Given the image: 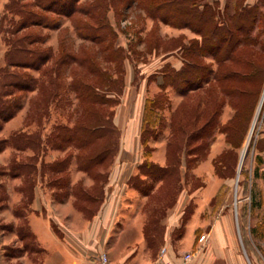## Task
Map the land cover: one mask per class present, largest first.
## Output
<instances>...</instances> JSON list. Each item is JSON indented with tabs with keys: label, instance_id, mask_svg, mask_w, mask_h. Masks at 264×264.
<instances>
[{
	"label": "rangeland",
	"instance_id": "374dc122",
	"mask_svg": "<svg viewBox=\"0 0 264 264\" xmlns=\"http://www.w3.org/2000/svg\"><path fill=\"white\" fill-rule=\"evenodd\" d=\"M113 1L99 0V2L94 1L98 3L92 4V0H78L76 4L85 8L95 5L96 11L102 17L99 22L106 23L104 31L114 47L120 46L124 49L128 47L125 52L127 57L123 59L122 96L118 104L109 103L107 108L114 109L115 123L118 121L121 129H124L123 132H126L125 134L122 132L121 135V130L117 128L116 136L112 134L110 138L112 141L115 140V143L118 141V147H125L127 150L119 153L118 160L122 165H115L112 172L106 170L108 165L94 166L91 174H96L94 175L96 182L88 189L87 197L81 183L72 185L71 193L76 196L73 204L90 216L100 208L105 196L106 200H109L113 195L112 208L124 211L141 208L145 214L153 216L148 217L152 232L162 236L164 227L168 226L172 229L173 238L181 234L191 218V213L197 210L200 213L202 228L205 229L219 207L226 206L235 212L242 205L251 188L254 165L260 160V156H263V152L259 153L264 148V136L261 139L264 126V9L260 10L255 6L252 9L255 18L250 34L257 37L256 43L241 47L243 50L241 54L233 56L232 61L224 62V65L229 66V70L232 71L229 76L228 74L225 76L229 80L223 81L224 89H219L211 79L212 75H201L203 87L208 86L205 83L207 77L213 84L214 98L211 94L209 100L207 95H202L199 90V92L190 91L186 97L181 96L171 84V80L160 73V70L167 71L171 67L181 66L179 54L171 49L175 46L174 42L163 43L164 52L158 55L144 51L140 37H144V32L151 22L149 16L138 6L141 0H120V3ZM204 1L196 0V3H204ZM45 2L46 0H0V68L5 66L9 71H21L29 78H38L39 82L47 81L50 75L51 77L55 75L54 66L62 53L72 51L82 60L86 55L89 58V53L96 55L100 66L106 67L113 76H116L114 64L105 63L100 54L96 53L97 46L92 41L79 36L76 31V21L84 20V16L79 13L68 16L57 11L44 10L42 7L45 6ZM225 2L230 4L226 12L232 11V4L245 3L244 0H225ZM15 5L18 10L14 8ZM218 5L222 7V4ZM22 6H25L24 12L21 10ZM177 28L174 30L162 25L161 39L168 40L169 36L178 34L180 35L176 38L179 37L184 42L192 38L200 39V36L188 27ZM255 28L258 29V33L255 32ZM20 37L27 38V43L24 45L26 48L39 52L41 56L50 55L49 60L42 65L36 61L31 65L25 64L30 65L26 67L6 65L4 54L10 47L9 41ZM220 54L222 55V52ZM203 62L209 63L213 69L216 67L211 55H206ZM167 64L172 66L166 67ZM38 65L40 69L34 68ZM252 67L262 71L261 74L244 76V73L253 70ZM234 71L239 72L237 76L233 75ZM147 74L151 75L150 80L153 81L145 85ZM64 77L67 82L72 77H80L85 81L92 78L91 74H87L85 69L77 64L67 67ZM67 82L60 96L54 99H51L52 85L50 87L49 84L44 85V83L40 90L36 87L32 91H22L16 87L10 88L6 95L7 99L18 104V108L6 122L0 121V125L3 124L0 128V228H7L12 232L11 236H14L16 233L14 227L17 225L20 229L17 230L19 235L22 233L26 235L23 243L28 248L31 247V239L25 229L26 220L20 218L16 222L14 218L16 215L23 216L31 209L35 185L39 179L37 163H41L40 180L43 184L51 179V183L56 186L64 185L66 182L64 178L67 176L62 172H48L44 160L55 158L52 162L60 163L67 157L69 158L66 160L69 163L67 167L70 166V169L66 168L64 172L69 175L71 181L79 177L78 179L85 184L90 183L89 176L78 172V166L75 167L80 161V154L85 152L84 149L79 153L76 144H66L53 138V132L57 131V127H72L75 118L81 113L82 104ZM133 86L137 89L134 90ZM225 91L230 95H226ZM197 93H200L203 102L200 108L204 109L209 100L208 107L214 113L213 125L209 128V138L201 144L200 139L193 135L188 141L185 140L187 135L207 119V115H204L198 122H193L191 117L189 123L184 126L185 136L178 138L182 147L178 146L179 143L175 138H172L168 147L171 131L175 130L170 126L174 110L182 101L181 104L185 109L193 107L195 103L193 96H197ZM137 94L140 98L144 96L152 98V124L148 126L144 136L147 140L144 148L147 157L143 155L144 149L140 138L136 135L127 136L128 130L133 129L137 113L140 112ZM235 106L239 108L238 122H242V116L244 117L246 113L249 117L243 134L234 131L236 124L226 126L228 122L235 123L237 120L234 118ZM255 117V125H253ZM88 118L95 119L91 116ZM232 127L233 130L228 131ZM250 130H252L251 134ZM202 135L206 137L207 133ZM247 141H249L247 153L242 165L239 166L240 153ZM100 143L95 141L93 145L91 144V150ZM145 159L161 167L167 165V168L161 175L136 174L128 179L131 169ZM114 160L115 158L112 159L113 162ZM15 169H17L16 173ZM109 174L111 181H114L113 184L108 180ZM55 178L57 180H53ZM143 194L147 197H143ZM108 203L105 205H109ZM190 227L191 225L187 228L185 236L192 234Z\"/></svg>",
	"mask_w": 264,
	"mask_h": 264
},
{
	"label": "trees",
	"instance_id": "16d2710c",
	"mask_svg": "<svg viewBox=\"0 0 264 264\" xmlns=\"http://www.w3.org/2000/svg\"><path fill=\"white\" fill-rule=\"evenodd\" d=\"M77 1L78 0H46L45 6H43L42 9L53 10L55 12L57 11L59 14H66L68 16H73L76 13L83 15L84 20L80 19L76 21V24L74 23L76 31L79 36L92 41L97 46L96 53L100 54L105 63L114 64L117 75L113 76L106 67L102 68L96 55L89 53L90 57L88 58V55H86L83 57L85 59L82 60L79 59L72 51L71 53L67 51L62 53L54 66L55 75L53 77L50 75L47 81L39 82L38 78H29L27 74L21 71H9L4 66L0 68V121L2 123L6 122L15 114L18 108V104L10 101V99H7L6 97L10 88L17 87L22 91H32L36 87L40 90L43 87V83L44 85L49 84L50 87L52 85L50 90L51 99H54L60 96L61 90L64 86H66L65 84L67 81L64 77L66 68L72 66L73 64L83 67L87 74H91L92 78L90 80L85 81L80 77H72V79L67 82L68 85L70 84L82 104L81 113L75 118L74 125L72 127H57V131L55 133L53 132V138H55V140L59 139L66 144H76L79 153L81 152L80 150L84 149L85 152L80 154V161L77 163V166L79 169L87 171L94 178V175L96 174H91V170L94 166L99 164H102L103 166L109 165L119 148L118 141L115 143V140L112 141L110 138L112 134L113 136L114 134L116 136L115 132L117 131V127L113 121L114 109L107 108H109L108 105H116L120 101L124 88V76L122 75L124 74L123 59L127 57L125 52H127L128 47L124 49L117 46L115 48L105 34L104 30L107 26L106 23L99 22L102 17L96 11L95 5L85 8L84 6L77 5ZM92 1V4L99 2V0ZM119 1L120 0H114L113 3H117ZM234 5L235 6L232 11L226 12V8L221 9L216 3L211 4L207 1H204V3H196V0L139 1L138 6L144 10L147 16L151 17L155 21L151 30L148 31L144 37H140L144 42V51L149 53L153 51L155 53L164 52L163 43L174 42L175 46L171 49H174L179 54L182 62L181 66L171 67V69L167 71L160 70V73H163L165 78H169L171 80V84H173L181 96L186 97L190 91H200L202 95L206 94L209 100L211 94L212 98H214L212 82L207 77V79H205V83H207L208 86L203 87V78L201 75H212L211 79L219 87V89L223 90V81L229 80V78L225 76H227V74L229 76V74L232 73V71L228 68L229 66L227 67V65H224V62L232 61V59L234 60L233 56L241 54V51H243L241 47H248V45L256 43L257 37L250 34L255 18V14L252 11L253 6L238 5L237 3ZM22 7L23 8H21V10L24 12L25 6ZM14 8L18 10L16 5ZM88 19L90 22H88ZM158 20L174 27H188L197 33L200 36V39L192 38L187 42L182 41L179 37H171L168 38V40L161 39L157 30ZM25 43H27L26 37L11 39L9 41L10 47L4 54L6 65L11 64L26 67L35 63V61L36 63L38 62L42 65L49 60L50 55L44 54L41 56L39 52L26 48L24 46ZM220 52H222V55ZM206 55H211L216 63V67L214 69L211 68L209 63L203 62ZM40 65L34 68L40 69ZM165 66L168 67L172 65L167 64ZM251 69L253 70L248 73H244L243 75H259L262 72L255 67H252ZM237 72L238 71H234L233 75L237 76ZM155 77L156 76H154V78ZM199 94L200 93H197V96H193L195 100L193 107H187L185 109V107L181 104L183 102L182 101L174 110L170 119V126H173L175 130L171 131L168 147L172 142V138H175V140L178 141L179 137L183 138V136H185L184 126L189 123V119H191V117L193 122H198L204 115H207V119L203 122V124L195 128L190 135H187L185 140L188 141L191 135H193L200 139L201 144L209 138L208 133L210 126L213 125L214 113L211 112V109L208 107L209 100L207 101V106H205L204 109L200 108V106L203 105V102H201ZM225 94L230 95V93L226 91ZM151 102L152 98L147 97L143 105L140 132V141L143 149L147 144V140H145L144 136L148 131V126L152 124L153 119V106ZM235 109L236 113L234 114V118L237 119L235 120L236 122L234 123L231 120L232 123L228 122L226 126L228 127V125L230 126L236 124V129L234 127V131L239 134H243L249 122V117L246 116V113L244 117L242 116V122H238L239 108L235 106ZM88 116L94 117L95 119H89ZM2 123L0 128L3 126ZM229 130L232 131L233 127L232 129L229 128L228 131ZM204 133H207L206 137H203L202 134ZM227 134H229V132H227ZM95 141H100L101 143L91 150L90 145H93ZM178 146H180V148L182 147L181 141ZM143 152L144 157H147L145 149ZM67 159L69 158L67 157L63 161H60V163L62 162V165H60L59 162H52L49 165L46 164L50 172H62L63 175L67 176L64 178L66 179L64 185L68 183L69 178L68 174L64 172L69 164L66 162ZM138 168L140 174L149 175L151 173V175L155 176L163 174L167 165L165 167H161L157 164L147 162L145 159L138 165ZM16 170L17 169L14 171L15 173L17 172ZM94 179L96 180V178ZM84 192L87 197L89 192Z\"/></svg>",
	"mask_w": 264,
	"mask_h": 264
},
{
	"label": "crops",
	"instance_id": "0c3cea01",
	"mask_svg": "<svg viewBox=\"0 0 264 264\" xmlns=\"http://www.w3.org/2000/svg\"><path fill=\"white\" fill-rule=\"evenodd\" d=\"M205 1L211 4H222V7L218 5L221 9L227 10L230 6L225 0ZM244 1L242 5L264 9V0ZM231 9H234V4ZM148 18L151 23L144 32V36L155 22L154 19ZM161 24L174 30L178 29L158 20L157 30L161 37ZM255 32L258 33V29ZM178 35H172L169 38ZM160 53L153 51L149 54ZM149 76L147 74L145 85L153 81L149 79ZM133 87L134 90L137 89L136 86ZM137 97H139L138 94ZM146 98L147 96L138 98L140 112L137 113L136 120L133 122V129H127L128 137L136 135L140 138L142 111ZM113 121L114 123L116 121L115 113ZM115 125L121 130L122 135L124 129H121L120 123L117 121ZM261 134L262 139L264 126ZM125 150H127L125 147L118 148L113 157L115 158L114 162L112 161L113 165L109 164L106 170L112 172L115 165H122L118 155ZM262 152L260 161L254 165L249 194L238 210L233 212L229 207H219L211 216L205 229L202 228L199 211L194 210L185 229H182L181 234L174 238L171 234L172 229L168 226L164 227L162 236L152 232L148 217L153 216L145 214L141 208L130 211L112 208L113 195L109 200H106L105 196L100 208L92 215H86L73 204L76 196L71 193L72 185L81 183L84 190L88 191L96 180L87 171L77 169L78 172L89 176V184H85L78 179L79 177L73 178L72 181L69 178L67 184L60 186L51 183V179L43 184L40 180L41 163L38 162L39 179L35 185L31 209L27 210L23 216L16 215L14 218L16 222L20 218H25L26 225L23 223L22 226L25 225L27 235L31 239V247L24 246L23 241L26 235L24 233L19 235L17 230L20 229L17 225L14 227L16 231L14 236H11L12 232H9L7 228H0V264H154L160 258V250L163 247L176 264H182V252L193 249L197 235L202 232H208L206 243L195 258L183 264H264V148L259 154ZM53 159L44 160V165L51 164ZM138 165L139 163L131 169L128 179L136 174L143 175L139 173ZM75 167H77L76 164ZM67 169H70V166ZM47 171L49 172L48 168ZM108 180L111 184L114 183L110 179V174ZM16 182L18 184V181ZM190 225L192 234L185 236ZM102 253L107 255L105 263H102L100 259Z\"/></svg>",
	"mask_w": 264,
	"mask_h": 264
},
{
	"label": "built area",
	"instance_id": "2783aa9c",
	"mask_svg": "<svg viewBox=\"0 0 264 264\" xmlns=\"http://www.w3.org/2000/svg\"><path fill=\"white\" fill-rule=\"evenodd\" d=\"M207 239H208V232L200 233L195 240L194 248L188 251L182 252L181 254L182 259H183L182 264L187 263L191 261L193 258H195L197 254L200 252V250L202 249L203 245L206 243ZM100 259L102 263L107 262V255L105 253H102L100 255ZM154 264H176V263L169 257V255L166 252V248L163 247L160 250V258Z\"/></svg>",
	"mask_w": 264,
	"mask_h": 264
},
{
	"label": "bare ground",
	"instance_id": "6f19581e",
	"mask_svg": "<svg viewBox=\"0 0 264 264\" xmlns=\"http://www.w3.org/2000/svg\"><path fill=\"white\" fill-rule=\"evenodd\" d=\"M262 101V100H261ZM261 104V103H260ZM259 107H260V105H259ZM259 107H258V109H257V113H258V111H259ZM255 120H256V117H255V119L253 120V125H255ZM252 125V126H253ZM253 128V127H252ZM252 130H250V134L252 133L251 132ZM249 134V135H250ZM248 142L249 141H247V143L244 145V147L242 148V150H241V153H240V162H239V166H241L242 165V163H243V161H244V159H245V156H246V153H247V149H248Z\"/></svg>",
	"mask_w": 264,
	"mask_h": 264
}]
</instances>
